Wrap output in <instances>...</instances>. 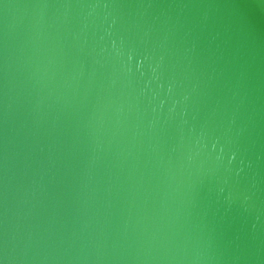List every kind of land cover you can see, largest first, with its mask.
I'll list each match as a JSON object with an SVG mask.
<instances>
[{
  "label": "water",
  "instance_id": "95a60500",
  "mask_svg": "<svg viewBox=\"0 0 264 264\" xmlns=\"http://www.w3.org/2000/svg\"><path fill=\"white\" fill-rule=\"evenodd\" d=\"M0 264H264V0H0Z\"/></svg>",
  "mask_w": 264,
  "mask_h": 264
}]
</instances>
